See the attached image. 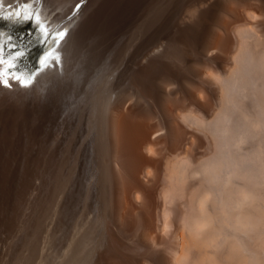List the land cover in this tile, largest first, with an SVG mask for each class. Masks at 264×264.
I'll return each mask as SVG.
<instances>
[{"label":"bare ground","instance_id":"6f19581e","mask_svg":"<svg viewBox=\"0 0 264 264\" xmlns=\"http://www.w3.org/2000/svg\"><path fill=\"white\" fill-rule=\"evenodd\" d=\"M14 1H0V18L11 26L20 21L33 22L36 31L32 39L43 42L37 56L38 68L49 61L42 70L19 69L14 62L26 49L14 52L9 39L12 36L0 30V73L4 81L0 83V162L22 163L21 204L26 232L37 230L42 219L39 207L47 198L53 204L51 226L56 222L69 229L74 227L71 222L77 214L75 199L81 193L79 189L85 203L101 197V192L83 177L91 158L97 172L95 180L100 179L101 186L109 191L106 210L110 227L133 224L131 210L136 205L130 197L141 189L150 204L140 226L152 228L161 174L167 181L162 190L173 188L163 211V221L167 218L165 224L168 222L169 226L174 222L171 204L191 167L188 158L193 155L195 161L202 157L199 146L203 138L197 129L205 128L208 140L209 132H215L222 137L219 142L234 138L242 145L248 134L246 129L261 126L260 118L248 112L244 97L254 87L264 103V32L253 29L257 24L249 26L250 19H245L239 6L259 1L258 6L263 9L264 0H83L72 15L74 6L82 0H40L39 4L34 0ZM7 3L10 5H4ZM70 3L68 16H64L63 8ZM253 36L258 47H250ZM97 47L108 53L116 48L118 65H124L122 77L127 89L124 93L114 90L105 94L103 132L97 146L91 148V143L80 136L82 128L71 113L69 100L79 86L78 77L87 73ZM111 69L109 75L115 71ZM208 71L217 75V83L206 74ZM219 88L222 92L218 96ZM189 135L196 144H188V157L179 159ZM148 147L150 153L145 150ZM151 166L154 171L149 169ZM64 176L67 187L62 186V190L51 195V182ZM145 183L151 186L146 187ZM259 205L254 206L260 208ZM62 228L61 232L66 231ZM47 232L43 242L49 239ZM140 234L135 232L137 241L146 244L148 241ZM75 236L76 233L71 236L67 247L73 246ZM157 238L155 244L167 243L164 236ZM180 239L183 252L188 247L183 232ZM79 241L68 252L64 264H122L114 259L115 246L108 242L105 229L100 233L89 230L84 253ZM157 258L160 264L172 262L166 253L159 252ZM146 260L153 264L151 259Z\"/></svg>","mask_w":264,"mask_h":264},{"label":"rangeland","instance_id":"374dc122","mask_svg":"<svg viewBox=\"0 0 264 264\" xmlns=\"http://www.w3.org/2000/svg\"><path fill=\"white\" fill-rule=\"evenodd\" d=\"M0 1L2 2V0ZM34 1L37 4H39L40 2V0H34ZM16 2H18V0L14 1V3ZM82 2L83 0L80 3H77L76 4L77 6L76 5L74 6L73 11L72 13H70V15H72L74 12L77 11V9L80 7ZM257 2L259 1L249 2L247 4H244L243 6H239V8L241 14L242 15L244 14L245 19L246 17L250 19L248 21L249 26L254 27V25L257 24L255 26L258 27L255 28L252 27V28L255 29V31L258 30L257 32L261 33L264 32V28H263L264 7L263 9H261L258 6ZM10 3L4 5H10ZM71 4L72 3L67 4L63 8L64 16H68L66 13H68ZM256 13L258 15L256 16L251 15ZM58 21L62 24L64 22L61 19H59ZM0 22H1L0 30L8 31L9 36H12V38L9 39H10V43L12 44L13 51L20 52L21 49H26L21 55V57L18 59V61L14 62V65L15 66L17 65L19 69L23 67L25 69H29L30 71H37L39 69L42 70L43 68H46L49 61L44 66H41L42 68L41 67L38 68L39 66L37 64V56L41 52L43 42H41L42 41L41 39H37L38 41L32 39L35 36V31H36V28H34L33 26V22H31L30 20L20 21L19 23L12 26L8 22H6L3 18H0ZM260 28L261 29L263 28L262 29L263 31H261ZM235 32L238 35V27H236ZM257 32L254 33L257 35L259 34ZM252 39H254V36ZM252 41L253 42H250V47H252L253 45L254 47L256 46L258 47V45L254 42L255 39ZM115 50L116 48H113L112 51L108 53L107 50L104 51L103 48L101 47L95 48L93 56L87 67L88 68L87 73H84L83 75L78 77L77 81L79 82V86H77L76 87L77 89L71 93L70 100L68 97L69 94L67 95V100L71 102V104H69L71 113L74 115L75 121H77V123L82 128V132L80 136L84 137L85 140L91 143L92 145L91 148H95L97 146L96 141H99V137L103 132V120H104L105 110H103L102 105H103V101L105 100L104 99L105 94L107 92H112L114 90H118L124 93L126 92L127 89L126 82L122 77V70L124 68V65L123 64L118 65L119 58L117 59V56L115 55ZM233 55H235V53ZM54 58L56 60L59 59L57 56H55ZM14 65L11 64L10 66L12 67ZM111 67L113 68L111 69ZM1 69L2 68H0V70ZM110 69L111 70L115 69L114 73H112L111 75H109ZM12 70L13 69H11V72ZM206 74H208L209 77H211L215 81V83L218 82L219 79H217V75L214 72L208 71V73L206 72ZM18 82L20 83L19 79ZM0 83L4 84L1 73H0ZM220 92L222 91L219 88L218 96ZM248 92H249V96L244 97L247 103L246 108L248 109V112H250V115L252 116L257 115L260 118L261 126L258 128H254V126L253 128H247L246 133L248 134H245L246 139L244 140L245 141L244 143L242 142V145L240 143H237L240 141H238L237 139L235 141L234 138L233 140L229 139L231 140V142H233V144L229 140L228 142H226L227 141L226 139L224 140L226 143H229L228 145L225 142L223 143L219 142L218 140L222 139V137L219 136L220 133L217 134L215 132L213 134L209 132L210 138L208 140L205 138L204 135L207 132L205 128H198L197 131L199 132L201 138H203L201 142L202 145L199 146L201 152L200 156L204 157L210 155L216 150L217 147L222 149L226 155L230 156V160L233 163L232 170L235 171L236 174L239 175L241 178L240 180H234L233 183L238 184L244 191H246L253 197L252 200L253 202H249V205L243 209H245L246 212V208L247 209L249 208L246 213L251 211L250 213L254 214L255 208H258L257 206L254 205H259V202H261L262 204L261 207L259 205L260 208H263L264 205V105H262L264 103L262 102L258 94V90H256V88L251 87L249 88ZM199 96L202 99L203 95L199 94ZM234 112L235 115H237L236 113L237 109H235ZM178 114L182 115V112L178 111ZM231 121L232 120L228 122ZM237 127L238 125L235 124L234 128ZM226 135L227 134H225V137H228V135L227 136ZM193 141H194L193 137L189 135L187 139V143L182 148V150L184 151H182V153L180 154L181 157L179 155V159L183 160L188 157V155H185L186 150L188 149L187 145L188 144L189 146L190 144L192 145ZM194 143L196 144L195 141ZM237 144H240L241 146ZM156 145L159 146L160 143ZM145 150L147 153H150L149 147L146 148ZM22 169H23L22 163L21 161L18 160H16V162L10 160L5 162H0V240H1L0 264H64L69 257L68 252L72 247L76 245L78 240H80L79 243L81 244L80 247L82 249V253L85 252L88 246L89 230L97 231V233H100V231H102L103 229H105L108 234V242L115 246V254L117 256L114 259L120 261L122 264H142L143 259H151L153 261V264H160L158 262L159 260L157 258V254L161 252V253H166L168 255V251L170 248L166 246L170 245V243L166 237L171 230V224L169 226L167 225L168 222H166L167 224H165L167 218L165 221H163L165 219L164 218L165 206L164 208L162 207V202L159 199V192H160V186H162L163 174H161L160 178L158 179L160 183L158 182L159 185H157V189H156V195H158L157 198L159 199L160 205L158 204L156 208L154 207L153 226L150 230H146L147 228L142 229V227L140 226L141 219L142 221L145 220V218L143 217L144 212L142 211L140 212L141 214L139 213V216H134V214H132V216H134L133 217L134 222L132 225L128 224L127 226L121 223L117 227L118 229L109 226L108 221L110 219H109V214L107 212L108 210H106V205L109 202V198H110L108 194L109 191L107 190V187L104 188V186H101L100 179L95 180L97 177V172L95 171L91 158L88 161L87 167L83 170V177L84 179L87 180L89 179L90 185L95 187L101 192V197H93L91 200L85 203L82 189L81 188H80L81 190L79 189V192L81 193L79 194L78 197H76L77 199L75 200H77L76 201L77 206L80 207L79 208L77 207L76 209L77 214H74L76 216H73L71 222V225L73 224L74 227L76 225L75 229H73L74 228L73 226H70L71 228L73 227L72 229L70 227L69 229H64L61 226H59L56 222L54 223V225L52 224L53 226L52 228L51 221H52L53 204L51 202V199L47 198L42 204H40L39 207V218L41 216L42 219L41 221H39L37 228H35L37 230L34 231V229L31 228L30 229L31 232L29 230L30 232L29 233L26 232L27 224L25 219H23L22 217V208H23L21 204L22 185L20 184V177H22ZM149 169L151 171L155 170L153 169L152 166ZM171 173H172L171 178L173 180L175 171H172ZM142 177L145 179L146 175L142 174L141 178ZM65 179L66 178L64 176L63 178L58 180V182L56 181L51 182V187L52 185H54L50 193L51 195L53 194V192L57 193V191H59L60 189L62 190L63 189L62 186H66ZM104 181H105V175H104ZM177 184H179V182ZM182 184L184 183L181 182V186ZM168 188L169 187L167 186L166 190L161 189V193H162L161 198L164 201V205L169 204L167 203L168 198L170 196L171 191L173 190L172 187H170V190ZM136 191L137 190H135L134 192ZM132 193L130 198L133 202ZM163 194L164 195L166 194L165 197H163L164 196ZM175 199H176V195H175ZM254 200L257 201L255 202ZM174 201L171 204V206L174 204ZM80 202L81 204L78 205V203ZM135 210L138 211L136 209V206L132 208L131 212L134 213ZM171 211L170 214L172 215ZM123 212L124 209H122L121 213ZM171 217L174 219V222H172V224H174L175 214H173ZM74 218H76L75 221ZM156 219L158 222L156 221ZM78 221H79L78 223L79 225L77 224ZM54 226L59 227L60 229L62 228V231L64 230L66 231L61 232L59 228H55ZM138 227L141 228L138 230ZM120 229H122V231H119ZM154 229L156 230V233L151 235L153 244H155L156 240L158 241L157 238L158 236H164L167 239V243L165 244L166 246L160 245L161 247L159 249H153L150 247L149 242L143 244L137 241L135 232L136 234L141 233L148 241L150 234L153 232ZM47 230L48 232L46 236L47 239L49 237L48 239L49 241L46 240L43 242L42 237ZM56 230L60 231L61 233L60 232L56 233L55 232ZM110 230H113L114 233H111ZM71 231L76 233V236L74 238L73 246L67 247L69 240L72 239L71 236L74 235V233L72 234ZM33 233H35L37 236ZM64 233L66 236L64 235ZM161 233L163 235H161ZM53 235L58 236L59 238L58 237L55 238V236ZM33 237H35L37 241H35L36 239H34ZM185 256L188 257L186 250H184L183 252L179 251V253L175 255V264H186L187 260ZM77 264H81V263L78 262ZM170 264H172V262H170Z\"/></svg>","mask_w":264,"mask_h":264},{"label":"clouds","instance_id":"9594fccd","mask_svg":"<svg viewBox=\"0 0 264 264\" xmlns=\"http://www.w3.org/2000/svg\"><path fill=\"white\" fill-rule=\"evenodd\" d=\"M193 157L188 158L191 167L171 207L175 223L166 238L171 245L168 255L172 264L180 251L181 232L188 245L186 264H264V208H256L255 215L242 211L253 197L233 183L241 178L232 170L233 163L222 149L217 147L195 161ZM153 179L154 176L150 178ZM166 184L163 174L161 189ZM145 186L150 187L151 183ZM161 189L159 199L164 208ZM133 203L138 210L134 216L143 211L145 218L150 204L147 194L137 190ZM155 233L154 229L148 242L151 248L159 249L161 246L151 239ZM142 264L150 262L143 259Z\"/></svg>","mask_w":264,"mask_h":264}]
</instances>
